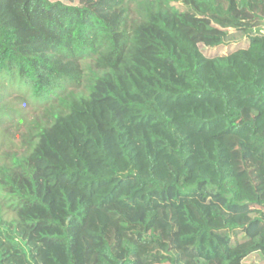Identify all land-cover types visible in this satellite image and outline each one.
<instances>
[{
    "label": "trees",
    "instance_id": "1",
    "mask_svg": "<svg viewBox=\"0 0 264 264\" xmlns=\"http://www.w3.org/2000/svg\"><path fill=\"white\" fill-rule=\"evenodd\" d=\"M10 89L41 124L0 156V264L264 260V0H0V137ZM82 100L112 126L83 109L87 156L51 177Z\"/></svg>",
    "mask_w": 264,
    "mask_h": 264
},
{
    "label": "rangeland",
    "instance_id": "2",
    "mask_svg": "<svg viewBox=\"0 0 264 264\" xmlns=\"http://www.w3.org/2000/svg\"><path fill=\"white\" fill-rule=\"evenodd\" d=\"M135 17V16H133ZM248 45V39H243L239 42H231L223 44L216 48H206L202 46V50L207 55H221V54H227L235 49L243 48ZM6 92L10 93L11 95L8 97V101L11 104L12 107H16L20 110V113L22 115V118L19 120L17 118L15 120L16 124L19 123V121H22V126L20 127V131H17L15 127L16 124L13 125V129L7 130L1 128V140L4 141V146L2 148L3 151L0 150V156L3 154L4 150L7 149L9 152L13 151H20V148L22 147V136L28 133L29 127L33 122H37L38 125L41 124V121H39L40 111H36L33 107L31 101V98H28V101L20 100L15 102L14 96L16 95V92L12 89L6 90ZM96 109V114L89 113L90 123H93L92 121L97 122V126H101L102 129H105V131H109L111 128V120L114 119L113 114L111 113V110L108 106L104 105H94L88 103L87 101L82 100L78 106L75 107L74 113L64 119H62L58 123L57 130L55 132V135L59 139V143L61 144V149L65 148L66 153H64L61 158H58V155L52 154L49 155L45 152H40L39 155L41 157H44L46 160L45 162V172L51 176V177H57L59 176L68 165H73L77 161V153L80 152L84 156H87V151L83 148L81 145L79 139L76 137V128L80 125V116L82 114L83 109ZM92 116V117H91ZM103 118V120L101 119ZM259 126L261 127L262 124L259 121ZM85 135H87V130L83 132ZM82 133V134H83ZM227 141L230 143V145H236L238 142V138L234 136H229L227 138ZM54 144V142H52ZM55 146V145H53ZM0 161H2L0 159ZM99 193L103 191V188L99 187L97 188ZM6 204L4 203L3 197H1L0 194V217H3L4 219H12L15 217V214L11 211V209L6 208ZM244 264H264V260L259 258L258 255L254 254L249 256L245 259Z\"/></svg>",
    "mask_w": 264,
    "mask_h": 264
}]
</instances>
